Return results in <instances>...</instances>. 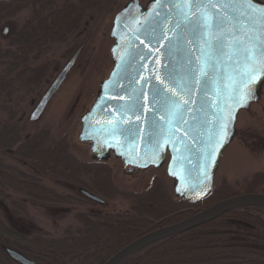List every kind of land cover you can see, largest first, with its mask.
Here are the masks:
<instances>
[{"label":"water","instance_id":"1","mask_svg":"<svg viewBox=\"0 0 264 264\" xmlns=\"http://www.w3.org/2000/svg\"><path fill=\"white\" fill-rule=\"evenodd\" d=\"M109 37L113 68L80 118V143L89 144L92 161L106 162L112 155L129 172L165 165L175 197L202 202L235 137L238 114L258 101L264 84V4L152 0L142 7L130 0L115 15ZM81 51L61 68L29 122L41 118ZM245 208L264 209V195L247 193L218 202L140 237L104 264H122L153 244ZM7 254L17 264H36L15 251Z\"/></svg>","mask_w":264,"mask_h":264},{"label":"trees","instance_id":"2","mask_svg":"<svg viewBox=\"0 0 264 264\" xmlns=\"http://www.w3.org/2000/svg\"><path fill=\"white\" fill-rule=\"evenodd\" d=\"M98 3L99 0L0 2V96L5 87L14 85L15 79L10 77L20 66H30L52 45L78 34L87 13ZM22 11L30 14L23 28L4 37L2 24ZM7 155L37 174L97 197H121L131 206L117 214L77 213V225L67 227L58 238L17 230L9 225L0 208V264H17L8 256V250L36 264H104L140 237L218 202L247 193L264 195V174L245 180L242 191L224 184L196 204L173 199L159 181L140 193L123 192L115 187L114 174L106 163L78 161L69 154L64 140L54 141L45 131L23 139L17 125L0 123V201L12 208L13 216L27 215L30 203L88 201L58 194L45 186L39 175L5 161ZM122 264H264V209L231 211L209 224L153 244Z\"/></svg>","mask_w":264,"mask_h":264},{"label":"rangeland","instance_id":"3","mask_svg":"<svg viewBox=\"0 0 264 264\" xmlns=\"http://www.w3.org/2000/svg\"><path fill=\"white\" fill-rule=\"evenodd\" d=\"M130 0H99L98 6L88 12L84 27L78 34L61 43H56L31 62L29 72L20 76L17 69L12 87H5L0 96V123L14 124L20 136L28 138L45 131L54 141L64 140L69 154L82 162H93L90 157V146L80 143V118L90 109L98 93L99 85L106 80L112 70L110 49L114 44L109 34L112 22L117 13ZM142 7L152 0H137ZM264 4V0H257ZM27 11L5 21L1 26L4 37L20 29L29 18ZM82 48L74 68L66 81L51 100L42 117L35 123L28 120L46 89L58 72L70 59L73 53ZM27 68V67H24ZM29 69V68H27ZM28 72V73H27ZM38 74V75H37ZM12 75V74H11ZM14 75V74H13ZM13 82V81H12ZM235 137L223 152L213 179L212 191L220 190L224 184L236 192L245 189V180L264 174V84L259 99L246 111L238 114L235 125ZM5 161L16 164L25 172L37 174L28 166L18 163L11 155ZM114 174L115 187L123 192L140 193L159 181L176 200L174 182L166 174V166L158 169L128 171L123 163L112 155L104 162ZM43 184L58 194L72 196L88 203L68 204H29L27 215L13 216L12 208L0 201V208L9 225L17 230L32 235L58 238L67 227L77 225V213H123L128 211L131 203L121 197L103 198L104 204H98L85 198L77 188L48 175L37 174ZM212 193V192H211ZM210 195V194H209ZM94 203V204H92Z\"/></svg>","mask_w":264,"mask_h":264},{"label":"flooded vegetation","instance_id":"4","mask_svg":"<svg viewBox=\"0 0 264 264\" xmlns=\"http://www.w3.org/2000/svg\"><path fill=\"white\" fill-rule=\"evenodd\" d=\"M11 1H15V0H11ZM0 2H8V1H3V0H0ZM26 22V21H25ZM25 24V23H24ZM24 24L22 23V25H21V27H20V29H22L23 28V26H24ZM50 48V47H49ZM81 48V47H80ZM38 58H39V56H38ZM29 65L30 66H27V68H29V69H27V68H24V67H22V66H20L19 68H18V70H20V72L18 73L20 76L24 73V71H28L29 72V70H30V67H31V62L29 63ZM27 72V73H28ZM38 75V74H37ZM66 81V80H65ZM43 96V95H42ZM54 98V97H53ZM39 102V101H38ZM51 102V101H50ZM50 104V103H49ZM49 104H48V106H49ZM37 105V104H36ZM35 105V106H36ZM48 106H47V108H48ZM46 108V109H47ZM45 109V110H46ZM45 112V111H44Z\"/></svg>","mask_w":264,"mask_h":264},{"label":"snow or ice","instance_id":"5","mask_svg":"<svg viewBox=\"0 0 264 264\" xmlns=\"http://www.w3.org/2000/svg\"><path fill=\"white\" fill-rule=\"evenodd\" d=\"M248 3H251V0H247ZM159 92V90H157V93Z\"/></svg>","mask_w":264,"mask_h":264}]
</instances>
